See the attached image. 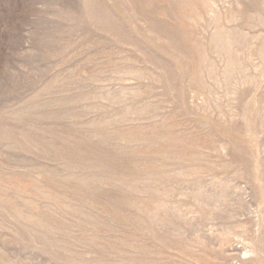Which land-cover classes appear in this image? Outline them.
<instances>
[{
	"label": "rangeland",
	"instance_id": "obj_1",
	"mask_svg": "<svg viewBox=\"0 0 264 264\" xmlns=\"http://www.w3.org/2000/svg\"><path fill=\"white\" fill-rule=\"evenodd\" d=\"M0 264H264V0H0Z\"/></svg>",
	"mask_w": 264,
	"mask_h": 264
}]
</instances>
